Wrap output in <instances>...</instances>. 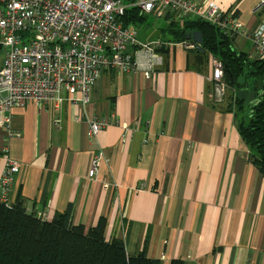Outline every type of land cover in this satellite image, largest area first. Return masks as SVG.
Here are the masks:
<instances>
[{"label":"crops","instance_id":"crops-1","mask_svg":"<svg viewBox=\"0 0 264 264\" xmlns=\"http://www.w3.org/2000/svg\"><path fill=\"white\" fill-rule=\"evenodd\" d=\"M215 1L250 31L261 20L260 0ZM237 44L249 51L247 39ZM189 50L173 45L152 79L105 70L89 91L91 114L107 121L94 138L78 96L64 103L60 125L48 106L14 107L21 136L0 127V183L6 145L20 170L4 200L21 197L50 218L71 204L86 229L103 216L107 240L119 236L128 253L164 264H264V176L234 111L212 103L211 58L197 71ZM100 151L106 159L91 177Z\"/></svg>","mask_w":264,"mask_h":264},{"label":"built area","instance_id":"built-area-1","mask_svg":"<svg viewBox=\"0 0 264 264\" xmlns=\"http://www.w3.org/2000/svg\"><path fill=\"white\" fill-rule=\"evenodd\" d=\"M204 2V3H203ZM138 5L144 13L164 16L172 13L175 19L189 16L194 8L205 20H212L226 29L234 27L251 43V58L264 57V20L253 31L233 19L231 13H222L214 0H0V46L4 54L0 67V127L8 138L19 137L21 132L12 126V111L16 106L29 102L47 107L54 113V124H61V108L66 101L77 96L88 120V136L94 138L106 126L89 108V91L104 68L119 73L141 70L147 79L163 63L157 49L163 46L161 39L151 42L137 37V27L125 25L118 14L129 6ZM264 12V0L258 4ZM218 12L214 18H211ZM222 18V20H221ZM126 41L125 46H120ZM185 49H194L197 42L184 40ZM167 43V47L173 46ZM141 66V67H140ZM142 67L144 69L142 70ZM209 80L214 94L222 98L226 90L224 65L214 56L210 59ZM40 110V109H39ZM4 171L0 197L4 200L13 184L20 164L3 148ZM103 151L95 156L90 176L95 177ZM39 214H43L39 212ZM48 216V215H46Z\"/></svg>","mask_w":264,"mask_h":264},{"label":"trees","instance_id":"trees-1","mask_svg":"<svg viewBox=\"0 0 264 264\" xmlns=\"http://www.w3.org/2000/svg\"><path fill=\"white\" fill-rule=\"evenodd\" d=\"M149 14L138 5L129 6L118 14V19L125 25H135L139 38V23ZM157 17L165 21L158 27L163 46L157 52L162 56L172 48L167 43L176 46L200 31L203 42L199 46L195 40L196 48L189 50L190 67L197 71L207 69L211 56L223 63L226 90L218 99L210 83L212 103L234 111L237 129L249 150L248 159L264 176V57L251 58L247 50L238 47L236 33L225 32L202 17L175 19L172 13ZM107 69L113 68H104L100 77ZM241 89L248 90L243 99L238 96ZM39 212L28 211L21 197L15 202L0 197V264H164L160 258L147 257L143 252L128 253L119 236L107 240L103 216L86 229L83 223L72 219L71 204L64 211H56L53 218ZM170 264L192 263L174 258Z\"/></svg>","mask_w":264,"mask_h":264},{"label":"rangeland","instance_id":"rangeland-1","mask_svg":"<svg viewBox=\"0 0 264 264\" xmlns=\"http://www.w3.org/2000/svg\"><path fill=\"white\" fill-rule=\"evenodd\" d=\"M215 1V0H214ZM261 1V0H260ZM215 2H217V1H215ZM204 3V2H203ZM218 3V2H217ZM219 4V3H218ZM193 11L194 12H192L189 16H187V18L188 17H194V16H196V17H200V15L196 12L197 11V8H194L193 9ZM229 13H231V16L229 17V22H228V24H231V23H233L234 21H233V19L235 20V21H239L240 23H242L241 22V20H240V18L238 17V15L237 14H235L236 12H233L232 10H229ZM218 14V12H215L212 16H210L211 18H214L215 17V15H217ZM264 20V12H262L261 11V20H260V22H262ZM207 21H209V22H211V23H213V21L212 20H208L207 19ZM259 22V23H260ZM259 23H258V25H259ZM163 24H165V21L162 19V18H160V17H157L155 14H153V13H151V14H149V15H147L146 17H145V19L143 20V22L140 24L139 23V29H138V36H139V38L140 39H142V40H145L146 42H151V41H156V40H159V36H160V31L158 30V27L160 26V25H163ZM243 24V23H242ZM244 25V24H243ZM258 25H257V27H258ZM245 26V25H244ZM256 27V28H257ZM258 33H261V34H264V28H261L259 31H257ZM191 35V34H190ZM191 37H192V35H191ZM240 38H243V39H245L244 37H240ZM240 38H238V39H240ZM192 39H193V37H192ZM188 40H191V39H188ZM195 41V40H194ZM125 42L126 41H121L120 43H119V45L120 46H125ZM3 54H4V51L2 50V51H0V65H1V62H2V59H3ZM211 58V57H210ZM164 63V62H163ZM163 63L161 64V65H163ZM141 67V66H140ZM144 69V67H142V70ZM138 72H141V70H137ZM142 73V72H141ZM226 97H227V94H226ZM225 97V98H226ZM11 202V201H10Z\"/></svg>","mask_w":264,"mask_h":264},{"label":"water","instance_id":"water-1","mask_svg":"<svg viewBox=\"0 0 264 264\" xmlns=\"http://www.w3.org/2000/svg\"><path fill=\"white\" fill-rule=\"evenodd\" d=\"M192 37L194 40H196L199 44V46H201L202 42H203V37L200 31H195L192 33ZM243 81V80H242ZM248 94V90L247 89H241L238 93V96L240 99L245 98V96Z\"/></svg>","mask_w":264,"mask_h":264},{"label":"bare ground","instance_id":"bare-ground-1","mask_svg":"<svg viewBox=\"0 0 264 264\" xmlns=\"http://www.w3.org/2000/svg\"><path fill=\"white\" fill-rule=\"evenodd\" d=\"M219 7H220V9H221V11H222V13L223 14H225L226 12H228V11H226V10H224L221 6H220V4H219ZM258 9V11H260L259 10V8H257ZM261 12V11H260ZM221 20H222V18H221ZM219 20L217 21V23H214L215 25H217V26H219V27H222V26H220L219 25ZM244 31H246V32H248V29H244ZM225 32H229V33H236L237 34V36H239L240 35V32L238 31V30H236L234 27H228V28H226V31ZM240 37V36H239ZM248 42H249V44H250V48H249V51H248V53L250 54L251 53V50H252V47H251V43H250V41L248 40Z\"/></svg>","mask_w":264,"mask_h":264}]
</instances>
